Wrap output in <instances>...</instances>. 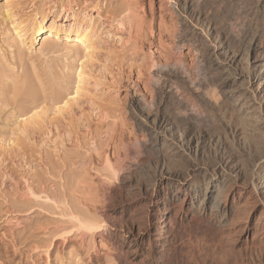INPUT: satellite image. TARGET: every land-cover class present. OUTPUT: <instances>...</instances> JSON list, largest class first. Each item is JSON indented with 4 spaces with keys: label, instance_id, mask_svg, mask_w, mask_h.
<instances>
[{
    "label": "rangeland",
    "instance_id": "rangeland-1",
    "mask_svg": "<svg viewBox=\"0 0 264 264\" xmlns=\"http://www.w3.org/2000/svg\"><path fill=\"white\" fill-rule=\"evenodd\" d=\"M191 1L204 16L203 33L197 29L190 32L184 26L174 0L13 1L27 28L35 19H42L47 26L55 17L60 24L67 14L64 27H68L72 12L78 22L87 14L92 42L87 50L65 38L63 30L48 40L43 34L35 38L28 32L22 43L15 33L16 24L3 16L5 2L0 0V264H117L112 255L100 252L98 239L91 233L67 232L71 225L61 214L75 205L98 225L105 223L102 213L109 209L122 213L124 219L140 217L143 205L138 203L139 196L130 193L126 182L116 181L106 166L92 163L90 156L109 152L108 136L120 127L131 131V136L140 133L134 100L141 94L152 96L154 102L161 99L152 83L162 77L161 65L171 64L179 70L181 76L174 81L179 89L200 86L199 94L185 95L193 102L201 93L204 96L201 104L189 108L194 110L191 116L201 115L194 121L196 125L192 124L218 125L216 117L225 105L220 80L225 66L214 58L205 36L209 30L214 32L232 52L245 51L251 39H259L264 48V0ZM129 6L144 12V40H135L133 27L119 22ZM159 16L163 17L160 25ZM184 33L188 38L181 47L178 42L185 38ZM81 67L86 76L76 95ZM230 68L237 73L244 70L239 63ZM258 69L264 70V64ZM143 80L147 91L142 89ZM59 96L62 101L55 102ZM173 98L158 102L152 111L169 115L178 123L187 122L181 115L176 118L180 110ZM67 100H72L70 107L59 111ZM25 104L30 106L21 111ZM35 112L41 118L37 119ZM87 173L102 178L106 185H117L111 199L98 195L94 209L75 203L71 190Z\"/></svg>",
    "mask_w": 264,
    "mask_h": 264
},
{
    "label": "bare ground",
    "instance_id": "bare-ground-1",
    "mask_svg": "<svg viewBox=\"0 0 264 264\" xmlns=\"http://www.w3.org/2000/svg\"><path fill=\"white\" fill-rule=\"evenodd\" d=\"M13 1L4 0L3 16L16 24L15 33L22 43L29 34L35 38L43 34L48 40L63 30L65 38H72L87 50L92 48L88 25L91 19L87 14L78 22L77 15L72 12L68 27H64L67 14L60 24H56L55 17L47 26L42 19H35L27 28L20 8ZM174 4L184 26L190 32L203 33L204 16L194 9L193 2L174 0ZM132 7L129 6L119 22L133 27L135 40H144V12L140 14ZM162 22L163 17L159 16V25ZM184 34L185 38L178 42L181 47L188 38V34ZM205 37L212 44L214 58L225 66L220 79L225 105L222 114L216 117L218 125L195 127L201 115L191 116L194 110L189 111V108L193 103L201 104L204 96H200L201 93L197 102H193L185 99V95L199 94L200 86L179 89L174 85L175 79L181 76L179 70L171 64L159 66L163 75L152 82L161 94L158 102L165 103L174 95V105L180 114L173 117L181 115L187 122L178 123L169 115L153 112L158 102H154L152 96L141 94L134 103L138 107L137 117L141 124L137 126L142 136L140 133L131 136L128 130L127 136L125 129L120 127L108 136L109 152L90 156L92 163L106 166L116 181L126 182L130 193L139 196L138 203L143 205L140 217L136 219L131 215L124 219L122 213L109 209L102 213L105 223L98 225L75 205L61 214L71 225L67 232L91 233L98 239L100 252L112 255L117 264H264V70L258 69L260 63L264 64V48L259 39H251L245 51L232 52L214 32L209 30ZM238 63L244 68L241 73L230 68ZM85 76L84 69L79 68L76 95ZM144 82L142 89L146 90L147 82ZM62 99L59 96L55 102ZM70 101H65L58 110L69 108ZM26 104L19 109L26 110L30 106ZM33 115L41 118L39 112ZM96 177L88 174L77 180L71 189L75 203L94 209L98 195L111 199L117 185H106L101 177L100 180Z\"/></svg>",
    "mask_w": 264,
    "mask_h": 264
}]
</instances>
